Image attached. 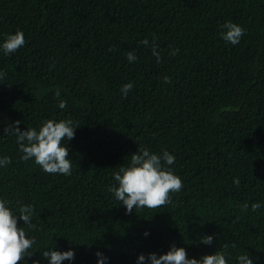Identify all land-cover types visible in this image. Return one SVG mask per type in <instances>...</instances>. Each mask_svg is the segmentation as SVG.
I'll use <instances>...</instances> for the list:
<instances>
[{"label":"trees","instance_id":"16d2710c","mask_svg":"<svg viewBox=\"0 0 264 264\" xmlns=\"http://www.w3.org/2000/svg\"><path fill=\"white\" fill-rule=\"evenodd\" d=\"M226 21L246 29L240 43L220 38ZM16 30L25 45L0 53V134L15 120L78 126L69 176L21 159L15 137L0 135V155L11 157L0 197L17 211L33 206L36 249L73 248L71 264H96L99 248L109 264H136L174 243L190 257L220 250L235 264L247 251L264 264V207H241L264 204V0H0V40ZM140 147L174 154L183 188L166 206L126 213L108 187ZM206 234L212 245L199 242Z\"/></svg>","mask_w":264,"mask_h":264},{"label":"clouds","instance_id":"9594fccd","mask_svg":"<svg viewBox=\"0 0 264 264\" xmlns=\"http://www.w3.org/2000/svg\"><path fill=\"white\" fill-rule=\"evenodd\" d=\"M246 29L241 25L226 21L221 26L220 38L226 43L236 45L240 43ZM155 39V37H153ZM24 33L16 30L6 34L0 40V53L9 56L25 45ZM145 47L149 46L147 38L140 41ZM175 49L170 51V55L176 54ZM151 53L160 61L161 54L158 46L153 43ZM128 63L137 60L134 51L126 54ZM5 73L0 72V80ZM165 84L171 83V78L167 75L162 77ZM133 88L132 82L122 85L120 92L122 97H126ZM58 98V107L65 109L67 101L59 99L61 92L57 89L54 93ZM20 120L8 123L3 130L4 136L15 137V143L20 158L25 161H32L48 174L69 176L72 173L73 160L69 157L68 141L74 138L78 127L71 119H46L38 127H26L21 129ZM130 161L126 165L119 167L113 173V183L109 185L108 191L125 208L126 213L133 210L146 208L157 209L171 203V193H178L183 188V181L175 174L172 165L175 164V156L168 150L159 153L150 150L148 147H140L138 151L130 155ZM11 163V157L0 155V168H5ZM233 183L239 185V178H234ZM242 210L255 212L264 207V204L257 201L250 206L248 203L242 204ZM34 209L31 204L18 206V211L14 210L10 202L0 197V264H26V258H31L39 251L40 256L32 259V264H63L68 261L71 264L75 259V250H58L52 245L36 249L35 236L29 235L28 231L35 230L36 225L32 222ZM18 221H23L27 230L18 227ZM150 233L145 230L144 236ZM213 235L206 234L199 238V242L205 245H212ZM96 264H109L110 257L105 255L99 248L95 252ZM231 256L225 251L216 250L214 253L202 255L199 258L188 256L185 247H178L174 243L166 252L157 255L150 252L138 254L136 264H230ZM258 257L251 256L247 251L238 253L235 257V264H255Z\"/></svg>","mask_w":264,"mask_h":264}]
</instances>
